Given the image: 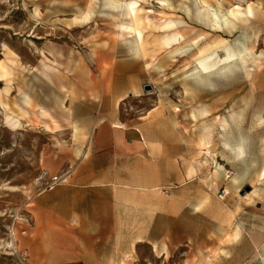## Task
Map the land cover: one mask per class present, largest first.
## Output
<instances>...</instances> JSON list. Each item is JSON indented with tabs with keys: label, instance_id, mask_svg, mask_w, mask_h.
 Returning a JSON list of instances; mask_svg holds the SVG:
<instances>
[{
	"label": "rangeland",
	"instance_id": "obj_1",
	"mask_svg": "<svg viewBox=\"0 0 264 264\" xmlns=\"http://www.w3.org/2000/svg\"><path fill=\"white\" fill-rule=\"evenodd\" d=\"M88 32L114 42L117 80L131 81L123 119L159 106L187 142L198 145L204 129L211 136L209 184H196L197 196L209 194L210 214L189 225L187 264H264V0H0V71L17 41L75 44ZM2 101L11 99L0 101V264H62L44 246L42 199L76 142L71 121L33 118L15 105L23 127L13 132Z\"/></svg>",
	"mask_w": 264,
	"mask_h": 264
},
{
	"label": "crops",
	"instance_id": "obj_2",
	"mask_svg": "<svg viewBox=\"0 0 264 264\" xmlns=\"http://www.w3.org/2000/svg\"><path fill=\"white\" fill-rule=\"evenodd\" d=\"M89 37L17 41L0 71L4 87L11 80L9 105L71 121L76 137L43 193L44 246L62 264H169L177 252L187 264L189 225L210 214L209 194L197 196L196 184H209L213 156L181 137L179 121L162 107L123 119L131 81L117 80L114 42Z\"/></svg>",
	"mask_w": 264,
	"mask_h": 264
},
{
	"label": "bare ground",
	"instance_id": "obj_3",
	"mask_svg": "<svg viewBox=\"0 0 264 264\" xmlns=\"http://www.w3.org/2000/svg\"><path fill=\"white\" fill-rule=\"evenodd\" d=\"M127 7H128L129 14L133 17V20L135 22L139 23L140 22V19H139V15H137L136 7H135V2L131 1L130 3H128ZM178 25H179L180 31L181 32H184L185 31V28L183 27L182 23H179ZM136 30H137L138 37L140 39V37H141L140 30L139 31H138V29H136ZM177 39H179V38H177ZM10 84H11V80L8 79L6 81V87L0 89V101L2 99H4V98L10 97V88H9V85ZM1 106L8 113L6 115V117H5V124H6V126L11 131H13V132H15L17 130H20L21 127H23V124L21 122H19V120L17 118H15V116H13L11 114V113H13V110L15 109V106H11V105H9L8 103H6L4 101L1 102ZM24 116L26 118V120H24V122H26V124L28 126H30L31 125V121L28 119V116H26V115H24ZM46 116H48L46 112H40V117L42 119L45 118ZM197 144L202 149L205 148V147H209L210 146V144H211V136H210L209 132L206 129H204L202 131V133L198 136ZM263 174H264V168H263Z\"/></svg>",
	"mask_w": 264,
	"mask_h": 264
}]
</instances>
